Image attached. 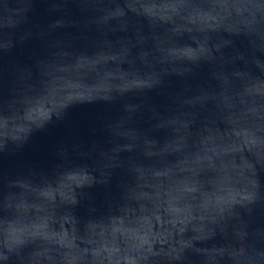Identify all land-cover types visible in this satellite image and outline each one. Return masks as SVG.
Here are the masks:
<instances>
[{
  "label": "water",
  "instance_id": "95a60500",
  "mask_svg": "<svg viewBox=\"0 0 264 264\" xmlns=\"http://www.w3.org/2000/svg\"><path fill=\"white\" fill-rule=\"evenodd\" d=\"M0 264H264V0H0Z\"/></svg>",
  "mask_w": 264,
  "mask_h": 264
}]
</instances>
